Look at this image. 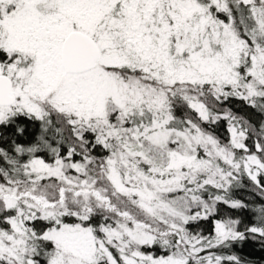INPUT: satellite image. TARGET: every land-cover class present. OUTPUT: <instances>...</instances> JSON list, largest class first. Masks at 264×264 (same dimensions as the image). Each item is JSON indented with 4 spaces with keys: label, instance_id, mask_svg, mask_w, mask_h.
Here are the masks:
<instances>
[{
    "label": "snow or ice",
    "instance_id": "snow-or-ice-1",
    "mask_svg": "<svg viewBox=\"0 0 264 264\" xmlns=\"http://www.w3.org/2000/svg\"><path fill=\"white\" fill-rule=\"evenodd\" d=\"M245 178L264 0H0V264H250Z\"/></svg>",
    "mask_w": 264,
    "mask_h": 264
},
{
    "label": "trees",
    "instance_id": "trees-1",
    "mask_svg": "<svg viewBox=\"0 0 264 264\" xmlns=\"http://www.w3.org/2000/svg\"><path fill=\"white\" fill-rule=\"evenodd\" d=\"M235 109H240V102L234 101L233 104ZM254 120L260 119L259 116H253ZM217 133L221 136L226 135L225 126L222 123L219 128L216 129ZM27 137H31V131L29 130L26 133ZM245 187L238 191L237 198H242L246 202L249 203L250 208L245 211H236L233 210L234 218H239L244 221V223H249L250 221H255V216L252 212V209L259 206L261 203H264V199L256 195L255 193L250 191V183L245 178ZM227 211V210H225ZM204 228H207L208 225L205 223L203 225ZM226 254H236L243 258L246 261H249L250 264H264V247L260 245L259 242L254 241H246L243 244H237L233 247L230 252L229 250H225Z\"/></svg>",
    "mask_w": 264,
    "mask_h": 264
}]
</instances>
